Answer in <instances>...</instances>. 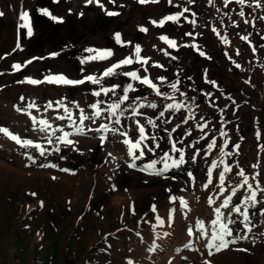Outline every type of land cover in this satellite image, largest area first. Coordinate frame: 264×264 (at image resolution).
<instances>
[{"label": "rangeland", "instance_id": "obj_1", "mask_svg": "<svg viewBox=\"0 0 264 264\" xmlns=\"http://www.w3.org/2000/svg\"><path fill=\"white\" fill-rule=\"evenodd\" d=\"M21 1L0 0V5L2 6L0 8L5 14V17L2 16L3 18H0V54L9 51L13 47L15 26L18 23V5ZM43 2L45 0H24L25 8L31 10L32 17L36 6ZM134 6L135 8L130 7L128 10H126V7L120 9L119 11L123 12L126 10L127 14L124 12L122 19L111 25L112 29L119 26L124 28L126 25V36L123 37L124 42L128 38L134 39L136 37L134 28L138 21L146 25L149 31L158 33V29L151 27L149 17L150 15H160L166 11L164 2L155 6L151 5L150 7H140L135 4ZM50 7H53L49 8L51 17L61 16L64 19L67 17L66 23L63 24L66 29L55 32L53 34L54 37H46L42 34V26L38 25L37 31L35 29L31 30V35L23 33L22 44L18 51L9 58L10 60L3 62L5 64L2 61L0 62V72H4L0 76V84L6 85L5 89L2 87L4 91L0 99V116L5 117L10 122L15 121L22 129L31 130L34 122H36V125H41V120L49 123L53 121L50 120L53 116L60 115L64 117V120L59 122V125L63 127V132L73 134L72 121L70 119L67 120L72 107L75 108L77 114L81 113V109L83 112H89L92 109V105H96L98 102L103 110L108 108V100L103 102L95 101V98H100L95 95V92H97L95 84L85 80V83L77 89L46 86L44 84L32 87L26 83L25 78L30 74L36 75L41 79L47 75L80 76L79 71L86 78L90 72L99 73L100 65L93 64L95 56L87 58L85 62H83L82 56L77 65L67 54H59L55 58L37 62L32 69L29 67L30 72L28 73L24 71L16 75H9L6 72L14 69V64L20 65L28 57L39 54L45 56L52 53V50L67 45L81 31L86 32L87 37L82 51L104 47V45L110 44L111 29L107 22L101 21L103 15L95 7L87 9L82 19H78V13L74 9L73 3H68L63 7L60 2L54 1ZM177 10L180 11V8ZM132 21H135L133 25H131ZM36 34L35 40L33 37ZM151 38L154 40L153 35L144 37V40ZM205 40H208V37ZM32 48L34 50L30 51ZM111 49L119 52L121 51V46L114 42ZM242 76L247 77V75ZM96 77L100 78L101 76L97 74ZM114 79L113 75L105 76L100 83L104 85V88L112 89ZM257 79L262 80L264 84V78L259 76L253 82L258 90L264 92V86L259 87ZM240 87L238 86L237 89ZM230 89L235 90V85L231 84ZM111 93L113 94V91ZM250 93L258 101H264L260 99V94L257 90L253 91L252 89ZM20 99L25 100L22 110H30L29 112L18 114L15 109L11 110L8 106L9 100L17 102ZM83 99L86 100L84 101ZM49 103L52 104L51 107H48ZM132 103V101H129L126 104L128 108ZM29 104H34L36 108L29 107ZM258 106L260 107L259 109L264 108V103ZM65 108L68 111H65ZM245 112L247 115L251 113L249 109H246ZM228 113L230 120L235 119L239 115V111L235 109H231ZM252 118L253 116L250 114V117H247L245 121L233 122L234 124L227 130L229 140L225 149L230 155H233V161L248 173L253 171L255 156L258 152H261L262 182L264 184V115L262 117L258 116L256 121ZM56 127H58L57 123L54 125V128ZM51 131L48 130L46 137L43 139L46 145L49 144V137L51 141H55ZM63 132L60 131L59 133ZM166 132L167 126L152 131L151 137L145 139L141 145L144 149V156L135 161L137 163H152L148 158L151 155L152 160L158 163L160 159L159 152L165 144L164 137ZM203 133V131H198L195 126H190L177 134L184 140L192 141L193 139H198L197 141L200 142L199 136ZM206 135L214 139L216 137V135L212 136L209 133ZM69 138L74 139L76 143L73 145L57 143V147L60 149L59 153L63 158H67V153L79 154L76 158L79 162L76 169H72L68 163H65L68 171H62L55 167H45L41 170H32L33 173L27 172L28 170H24L20 164L11 162L6 158V156L11 157L9 152L14 151L12 147L6 145L5 150L0 147V264H32L33 259H42L44 256L46 257L47 253L54 255L55 264H82V260L89 248L95 249L87 254L89 258L84 264H127L126 259L128 257H133L136 263H144L148 252L139 244L136 234L142 233L146 237L152 236L151 231L153 230L173 228L170 224L167 227L155 225L153 222L154 212L150 211L152 198L157 197L156 203L160 204L158 206L161 210L160 214L166 219V223L168 222V207L165 203L167 201V192H163L167 190V183L165 184L158 179L162 178L161 175H147L129 169L127 161L121 159L124 152L128 153V145L126 149L117 151L115 153L116 156L110 157L104 155V150L106 149L104 146H94L89 140L87 144L79 143L77 141L78 137L74 135H70ZM125 139H131L133 142L138 140L132 134H128L121 140L122 143ZM223 139L224 137H220L217 144H220ZM195 141L193 140V142ZM1 143L0 140V146ZM157 144L159 147H156ZM144 145L148 147H144ZM236 145H239V148ZM149 148L152 150L149 151ZM135 151L136 155L140 154L139 150ZM209 154L210 151L204 149L201 160H204ZM112 158L118 164V168L114 172L109 166ZM130 159L133 160L131 156ZM157 163L154 169L156 172L162 169L157 166ZM196 164H199L198 159ZM183 167L187 168L188 164H183ZM113 184L118 189H113V192H111ZM231 186L232 184H227L224 190ZM245 187H240V189L244 190ZM32 193H35V195H32ZM124 195L127 198L128 195L132 196L135 202L134 211L129 207L133 200L130 203L129 201L120 203L122 200H117V198ZM230 196L232 199L229 207L225 208L224 222L229 219L233 221V223L229 224L233 235L225 237V239L229 241L235 240L236 242L230 243L227 248H223L220 251L212 248L211 255H209V248L205 250L203 248V245H206L207 242L211 243V236L217 232L219 227L218 224L213 225L212 221L215 220V208L223 203V197L214 196L208 200L213 201L211 209L206 212L205 207L200 205V203L195 218L201 222L207 220L209 227L214 226L215 228L208 231V228L204 226L208 234L202 238H206L207 241H204L206 243L202 244V249L200 251L197 250L195 253L196 260L190 263V259L177 260V264H205L209 260L214 264H257V259H260L264 254V235L261 231L264 228L258 224V212L264 210V201L261 204V208H257L255 213L250 214L251 208L250 206L247 207L250 222H245L243 216L233 210L234 207H240L242 212L245 210V206L242 205L243 195L240 197H236L237 195L235 197ZM208 201L206 202L209 203ZM142 215L146 216L142 217ZM77 223L80 225H77ZM245 223H248L250 231L245 227ZM121 225L124 230L126 226H130L134 230L133 234L115 235V230ZM77 227L79 228L76 234L73 235ZM16 229L24 231L16 234ZM181 230H185L186 234L184 225H182ZM240 237L247 238L241 239ZM112 238L113 240H109L111 248L110 250L108 249L110 254L112 253L111 259L113 261H110L109 253L105 252L106 254H104L97 251L98 248L104 245L106 239ZM152 242L154 240H151L150 244ZM39 243V246L42 247L41 251H37L38 249L36 248ZM132 243L134 244L133 252L131 251ZM216 243L218 244L219 241H216ZM67 246L73 249L71 256L67 253ZM69 257L75 258V262H72Z\"/></svg>", "mask_w": 264, "mask_h": 264}, {"label": "snow or ice", "instance_id": "obj_2", "mask_svg": "<svg viewBox=\"0 0 264 264\" xmlns=\"http://www.w3.org/2000/svg\"><path fill=\"white\" fill-rule=\"evenodd\" d=\"M88 3H92V0H87ZM97 3H99V0H96ZM141 3H147L149 2V0H140ZM151 2H159V0H151ZM189 3H193L194 0H188ZM232 0H225V7L228 6L229 3H231ZM237 3L243 5L245 3V0H236ZM168 3L171 4L172 3V0H168ZM261 5L259 4V0H257V3H256V7H260ZM101 7H103L101 5ZM45 15H51V13H49L46 9H43L41 10ZM189 9L188 8H184L182 12L176 14V15H169V16H166L163 20H161L159 22L160 26H163V24L166 22V21H178L180 19L181 16L184 15L185 12H188ZM82 14V13H81ZM117 13H113V12H109L108 15H116ZM4 15V13L2 11H0V17H2ZM193 15H195V13H193ZM239 15L241 17H243L245 14L243 11H241L239 13ZM28 17V13L26 11L22 12L21 15H20V19L21 20H25L26 18ZM52 19H57V17H52ZM153 24H156L157 21H152ZM191 23H195V21H191ZM245 23H248L247 20H245ZM142 31H147V29H142ZM214 32H216L215 29H213ZM28 34L31 35L32 32H31V28L29 27L28 28ZM186 35H189L191 36L192 34L191 33H187ZM216 35H220L219 32H216ZM116 39L119 41L120 37H119V34H117L116 36ZM160 39L164 40L170 47L172 48H175L176 47V41L175 40H172V39H169L167 36H161ZM242 39L244 40H248V37L247 36H244L242 37ZM225 43H227V40L225 39ZM87 51H93L92 49H88ZM253 51H255V48L253 47ZM135 52H136V55L137 57H139L140 55V52H141V49L139 47V45L136 46L135 48ZM167 54V53H166ZM201 55H204L203 52L200 53ZM107 55H111V52H108ZM237 55H239V51L237 50ZM133 61H132V58L129 57V58H126L122 61H120L119 63H116L114 64L112 67H109L108 69H106L102 76L100 78H97L95 76H87L85 78V80L87 81H90L92 82L93 84H100V81L103 77L105 76H110L112 74H114L115 70L120 68L122 65H127V64H131ZM28 63H31V61H29ZM143 63L147 64L148 63V60L145 59L143 60ZM158 66H161L162 65H158ZM238 68L240 67L239 64L236 65ZM13 68L16 69V70H19L21 68V65L19 64H14L13 65ZM145 71H147L145 69ZM125 75L127 76H130L132 79L134 80H139L142 84H145V85H148L150 88L154 89L155 92H156V95H163L160 90H159V87L157 86V84L153 83V81L151 79H149L148 77H144V78H141L137 72L133 71V72H128V73H125ZM48 79L49 82H56V83H64V84H83L85 82V80H70V79H67L66 77L64 76H57V77H48L46 78ZM160 79L161 81H163V77H160L158 78ZM30 83H33V84H37V83H41V81H36V80H30L29 81ZM212 83H215V82H212ZM118 87V86H117ZM171 88L173 89V91H178L177 89V85L176 84H172L171 85ZM131 90H134L132 89V86L129 85L127 89H125V95L123 96V101H128L129 100V96H128V91H131ZM109 91H115L114 88L112 89H109V88H101V91H97L95 92V95L96 96H99L101 95V92H103L105 95L108 94ZM183 95V93H182ZM169 99H171L172 97H168ZM23 99V98H22ZM59 103V102H58ZM52 104L49 103L48 107H51ZM120 103H114L110 106V110H111V114L112 115H116V109H119L120 108ZM144 105H140L139 107H143ZM29 107H34V104H29ZM94 108H96V112L93 114L94 116H100L101 115V109L99 108V102L96 104V105H93ZM131 107V106H130ZM148 107H151V108H156L157 105L155 103H151L148 105ZM168 109H173L175 108L177 111H179L181 108H184L185 105L182 104V103H176V104H168L166 106ZM19 110V109H18ZM65 111H68L67 108H65ZM132 112H133V115H138L140 113H138L137 109L136 108H133L132 109ZM123 113L121 112V115ZM161 116H163V112L160 113ZM69 119H71V114H69ZM92 117L90 116H87V115H84L83 114V110L81 109V115L79 117L80 119V122L81 124H83V122L85 120H89L91 119ZM190 118H194V117H190ZM35 120V118H33ZM59 119H64V117H59ZM117 123H119V120L116 121ZM185 123H187V121H184ZM149 124H151L153 127H156V124L154 121L152 120H149L148 121ZM40 124L43 125V127L40 129L41 131H44L46 132L49 128H51V125L48 124L47 121H44V120H41L40 121ZM136 124L138 125V131H139V139L136 140L135 142H133V140L131 139H125L123 141V143L125 145H128L129 148H128V155L132 157L133 159V163L129 164L128 166L129 167H133L135 168L136 167V164H135V160H139L141 159L143 156H144V149L141 147L142 145V142L147 139V136L145 134V127L144 125L140 124L139 121H136ZM198 127H201V130H203L204 127H207V125H197ZM102 127L104 128L105 131H108V127L107 125H102ZM178 127V126H177ZM100 129H97V131H99ZM56 130L54 129L53 130V134ZM59 131L63 132V129H59ZM112 131H119L118 129H112ZM0 132H4L6 135H9L11 137V139H13L14 141H16L18 144H21V146H29V145H33V141L32 140H24V141H21V139L16 136V135H12L11 133L8 132L7 129L5 128H0ZM76 132L78 134L80 133H83V129L80 128V127H77L76 128ZM190 134V133H189ZM72 135L71 133L69 132H63V136L61 137H58L57 139L64 142L65 144H68V145H73L74 143H76V141L74 140H71V139H68V137ZM122 135H127V133H122ZM104 137H101V140H103ZM48 142L51 143V138L49 137L48 139ZM178 142L177 141H171V144H172V149L173 151H176V152H181V155H180V159L178 161H174V166H179V164H182L184 163V156H183V153L181 151V149L177 148L176 147V144ZM182 143V141H181ZM215 142H213V145H214ZM213 145H210V147H212ZM35 147H37L39 150H40V154L41 155H44V149L40 147L39 144H36ZM144 147H148L147 145H144ZM156 147H159V145L157 144ZM237 148H239V145H236ZM135 150H139L140 154L139 155H136V151ZM152 149L149 148V151H151ZM57 151H59V149H57ZM109 155L111 156L112 154L109 153ZM29 159H31V157H29ZM166 159H171V157H168L167 154L165 155V160ZM161 162H164V161H161ZM157 161H153L152 163H150L149 165L146 166V168H150V169H155V165H156ZM42 167H55V165H42ZM213 167H216L215 164H213ZM253 167H257V165H253ZM169 168V165L164 162V168L157 171L155 174L157 175H161L163 173V171H166L168 170ZM62 171H68L67 169H61ZM142 170H146V169H142ZM226 171H231V169L229 168H226L225 169ZM191 175V174H189ZM238 175H240L241 177H243V184L240 185V187H244L245 185H247L248 189H249V195L245 198L244 200V204H245V210L242 212L241 211V208L240 207H234V211L236 213H239L241 216H243V220L245 222H250V217H249V214H248V211H247V207L249 205L251 206H255L257 203H259V201L257 200V194H258V191L261 192V193H264V188H260L259 187V182L257 181V186L256 188L254 189L253 188V185L251 183H249V179L247 176H245L244 174V171L241 169L238 173ZM53 179H55V177H53ZM219 179H220V182H221V185H223L224 183V180H225V177L223 175V173L220 174L219 176ZM253 179H255V177H253ZM209 183H211V181H209ZM32 195H35V193H32ZM232 195H235V190H233L232 192ZM175 199V198H173ZM232 197L229 196L227 197L221 207L223 208H228L229 207V204H230V201H231ZM181 203L187 207V202L186 201H183L181 200ZM209 203H213L212 200L209 201ZM153 212H155V206H153ZM216 219L212 221L213 225H219L218 227V230L217 232H215L212 236H211V243H209L207 245V247L210 249L209 251V255L212 254L211 252V249L212 248H215L216 251H220L221 249L223 248H227L228 245L230 243H235L236 241L235 240H227L225 239V237H231L233 235V232L231 230V228H229V224L233 223L232 220H227V222H224V217H223V214L220 212V208L218 207L216 209ZM199 227L201 229L204 228V225L203 223L201 222L199 224ZM245 227L248 228V223H245ZM248 230L250 231L251 229L248 228ZM189 234L191 235V230H189ZM241 239H246L247 237H240ZM216 241H219V243L217 244ZM243 250V249H242ZM131 264V262H130ZM205 264H209V262H205Z\"/></svg>", "mask_w": 264, "mask_h": 264}, {"label": "bare ground", "instance_id": "obj_3", "mask_svg": "<svg viewBox=\"0 0 264 264\" xmlns=\"http://www.w3.org/2000/svg\"><path fill=\"white\" fill-rule=\"evenodd\" d=\"M135 193V192H134ZM191 192H189L188 194H190ZM181 197H184L186 198V202H187V207H185L183 204H181V210L183 211V213L187 214L189 212V210L191 209V205L193 203H195L194 199L192 197H189V196H186V195H182ZM117 200L121 201H126L127 199H125L124 197H120V198H117ZM120 202V203H122ZM197 202V201H196ZM127 203V202H126ZM196 231H199V229H195ZM178 237L181 236V229L178 230V234H177ZM167 237V236H166ZM177 252H182V256H189L187 253H185L183 251V245H178L177 247H175V249L169 253L165 259L169 262H171L173 259H176L178 260L179 258H182V257H178L176 256ZM190 254V253H189ZM156 256L155 257H158L159 256V253H156L155 254ZM191 255V254H190ZM246 256V255H245ZM235 257V256H234ZM256 257V255H255ZM254 257V258H255ZM190 258H192V255L190 256ZM228 258V257H227ZM232 258H233V255H232ZM229 259V258H228ZM254 260V259H253ZM257 264H264V257H261V259H257ZM226 261V260H225ZM248 261V260H247ZM250 262V261H249ZM255 262V261H254ZM252 263V262H251ZM200 264V263H199Z\"/></svg>", "mask_w": 264, "mask_h": 264}]
</instances>
